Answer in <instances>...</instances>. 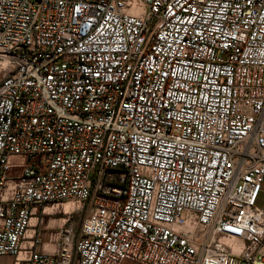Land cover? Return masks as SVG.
Returning a JSON list of instances; mask_svg holds the SVG:
<instances>
[{
    "label": "built area",
    "instance_id": "obj_1",
    "mask_svg": "<svg viewBox=\"0 0 264 264\" xmlns=\"http://www.w3.org/2000/svg\"><path fill=\"white\" fill-rule=\"evenodd\" d=\"M263 185L264 0H0V257L264 264Z\"/></svg>",
    "mask_w": 264,
    "mask_h": 264
},
{
    "label": "rangeland",
    "instance_id": "obj_2",
    "mask_svg": "<svg viewBox=\"0 0 264 264\" xmlns=\"http://www.w3.org/2000/svg\"><path fill=\"white\" fill-rule=\"evenodd\" d=\"M263 188L264 185L262 186V192L259 197L264 196L263 194ZM259 205V199L257 201V206ZM89 209L90 207L83 206L80 210H76L71 213H64L67 212V206L60 205L59 208H47L46 215L44 216V223L46 224L45 228L43 229L42 232V237L44 242L49 241V233L50 231H54L64 225L65 228H73V230L76 232V234L80 233V229L82 227V224L84 220L87 218L89 215ZM50 250L52 251V247H49Z\"/></svg>",
    "mask_w": 264,
    "mask_h": 264
},
{
    "label": "bare ground",
    "instance_id": "obj_3",
    "mask_svg": "<svg viewBox=\"0 0 264 264\" xmlns=\"http://www.w3.org/2000/svg\"><path fill=\"white\" fill-rule=\"evenodd\" d=\"M67 206V212H64L66 214L73 212L74 210L78 209L79 206L77 204H72V203H64L63 206ZM48 212V211H46ZM49 213V212H48ZM35 220V222H34ZM36 223V219H32V224ZM219 243L224 245L226 248L230 249H237V247H241V241L238 239H230V238H219L217 239Z\"/></svg>",
    "mask_w": 264,
    "mask_h": 264
},
{
    "label": "crops",
    "instance_id": "obj_4",
    "mask_svg": "<svg viewBox=\"0 0 264 264\" xmlns=\"http://www.w3.org/2000/svg\"><path fill=\"white\" fill-rule=\"evenodd\" d=\"M13 159L18 160L19 158H13ZM263 194H264V188H263ZM258 207L264 209V196L259 197V205H258ZM34 222H35V220H34ZM45 243H47V242H45ZM49 247L50 246H46V248L50 250ZM41 249L42 248L40 247L39 251H41ZM13 261H14L13 258L10 257V256H1L0 257V264H13ZM125 264H133V263L127 262Z\"/></svg>",
    "mask_w": 264,
    "mask_h": 264
}]
</instances>
